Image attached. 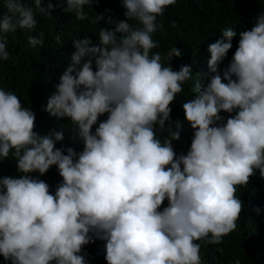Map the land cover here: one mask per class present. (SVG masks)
<instances>
[{
    "label": "trees",
    "instance_id": "trees-1",
    "mask_svg": "<svg viewBox=\"0 0 264 264\" xmlns=\"http://www.w3.org/2000/svg\"><path fill=\"white\" fill-rule=\"evenodd\" d=\"M0 264H264V0H0Z\"/></svg>",
    "mask_w": 264,
    "mask_h": 264
}]
</instances>
